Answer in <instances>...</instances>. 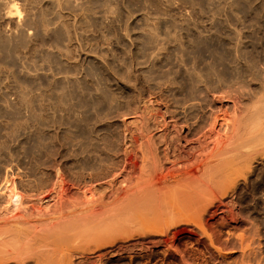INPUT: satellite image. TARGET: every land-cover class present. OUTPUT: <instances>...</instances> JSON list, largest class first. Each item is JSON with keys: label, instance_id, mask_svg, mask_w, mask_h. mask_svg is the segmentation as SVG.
<instances>
[{"label": "rangeland", "instance_id": "obj_1", "mask_svg": "<svg viewBox=\"0 0 264 264\" xmlns=\"http://www.w3.org/2000/svg\"><path fill=\"white\" fill-rule=\"evenodd\" d=\"M76 1L0 0V176L5 175L11 167L15 171L20 167L22 169H19L20 173H28L33 169H38L37 173H39V168L49 166L50 164L47 163H50V160L48 162L47 160L55 159L54 157L68 161L69 165L74 164L76 160L79 161L83 158L91 144L90 151L98 156L103 154L106 146L110 148L111 153L118 151L122 146L118 140L122 130L117 129H121L119 127L123 126L120 125L123 124V120L133 124L135 117L132 114L128 115V112L132 108L134 109L135 98L138 100L143 92L146 97L149 95L147 98L151 97V88L155 92L159 91L160 87L164 88L163 98L166 95V98L171 99L172 102H181L193 98L192 94L196 95L197 91L205 90V87L213 89L217 85L223 84L224 81L227 83L232 79L233 82H238L240 79L238 83H241H236V85H239L241 88L239 86L238 88L245 94L249 93L246 94L248 100L250 95L253 96L252 91L256 95V90L264 85V0H86L88 4L91 2L90 5H87L89 8L85 6L86 1L79 0L83 3L77 1L81 5L76 4ZM13 2L17 3L16 5L21 11V19L15 15L6 17L10 10L9 6L13 5ZM87 10L88 12H86ZM75 11L78 12L77 17ZM79 15L81 17H78ZM79 18L81 21L85 20V22L82 21L84 25L79 21ZM75 21L79 26L75 25ZM79 22L81 23L79 24ZM150 26L155 27V33L150 31L151 28H148ZM76 30L78 31L77 35H75ZM150 34H154V36L152 37ZM85 36L86 39H84ZM88 37L91 39L89 40ZM154 38L157 39H155L156 42H154ZM86 40L90 42L87 43ZM161 44L162 48L164 47L162 50ZM82 46L84 49L80 48ZM147 46L151 47V51ZM157 48L163 52L161 53L159 50L160 54H158ZM155 51L157 55H153ZM234 70L235 72H233ZM120 73L122 76L118 75ZM162 74L164 78L160 76ZM139 75L141 78H138ZM143 75L144 78L146 77L145 79ZM166 75L170 79H165ZM199 75L202 79L199 78ZM123 77H125V81L122 82ZM128 78L133 80L129 82ZM134 78H138V81L136 80L138 83ZM126 79L129 85L126 83ZM163 79L165 80L163 81ZM262 79L263 82H261ZM188 80L190 81L188 82ZM254 80H256L255 83ZM199 81L203 84L201 85ZM131 84L137 86V90L134 89L135 87L131 88ZM242 87L246 89L243 90ZM248 89L250 92L246 91ZM135 90L137 94L134 93ZM115 91L116 97V94H113ZM133 93L134 96H132ZM111 96L112 99H110ZM130 105L132 106L130 107ZM45 106L48 107V113ZM56 108L59 112L56 111ZM61 108L63 109L61 110ZM42 110L44 111L42 112ZM123 111L127 113L123 116L124 118L121 115L124 113ZM31 113L33 114L31 115ZM46 115L48 116L46 117ZM118 115L119 117L121 115V119H118ZM102 119L108 120L104 122ZM53 122L60 124L61 130ZM95 122H99L98 125ZM65 124L66 126H64ZM69 137L72 141H69ZM114 138L115 140H113ZM100 139L104 140L102 144ZM43 141L45 143H42ZM86 143L88 145L90 143V145L86 146ZM73 147L74 149H72ZM65 152L67 153L65 154ZM67 154L68 156H66ZM259 161L254 164L255 171L250 176V183L239 185L234 195L230 194V197L224 198V206L221 207L223 210L220 209L221 212L218 216L214 219L208 216L209 223L212 222L210 224L212 229L222 231V236L220 235L222 244L218 246L223 248L226 245L221 249L223 257L215 262L214 259H217L215 251L208 250L204 244L195 245L196 249L198 247L202 253L200 254L198 250V252L195 250L187 252L185 257H190L187 258L188 264H243L246 259L247 263L251 260L252 264H264V164ZM259 166L260 168H258ZM8 174L11 175V172ZM215 224L216 226H214ZM233 232L235 234L241 232L240 236L244 235L245 238H243L249 243L248 247L250 245L253 248H245L246 242H244L245 245L242 244L240 236L238 238V235ZM227 234L230 236L228 237ZM232 234L234 235L231 236ZM253 243L254 245H252ZM126 260L122 259L118 264H127L128 260ZM177 260L175 263L178 262ZM151 264L164 263L155 258Z\"/></svg>", "mask_w": 264, "mask_h": 264}, {"label": "bare ground", "instance_id": "obj_2", "mask_svg": "<svg viewBox=\"0 0 264 264\" xmlns=\"http://www.w3.org/2000/svg\"><path fill=\"white\" fill-rule=\"evenodd\" d=\"M77 1L76 4L82 2L77 3ZM90 3L88 4L86 1L85 6L89 8L87 5ZM16 4L13 2V5L9 6L10 10L8 13L6 12L8 14L6 17H14L15 15L20 18L21 11ZM81 10L83 11V9ZM77 13L75 16L78 15ZM80 15L78 17H81ZM86 17L88 16L86 15ZM82 21L85 22L84 19ZM77 23L75 25H78ZM151 26L148 28H151L150 31L155 33L156 25L155 27ZM73 29L75 31V28ZM75 33L77 35L78 31ZM86 38L85 36L84 39ZM155 39L154 42L157 40ZM86 42L90 41L86 40ZM147 42L150 41L147 40ZM160 46L161 50L164 49L162 44ZM80 48L84 49L83 46ZM147 48L150 49L151 47L147 46ZM149 49L147 50L149 51ZM157 49L159 52L160 49ZM154 54L157 55L156 51ZM106 64L109 66L107 62ZM122 72L125 73V71ZM137 75L136 73L135 76L137 77ZM249 77L251 78V76ZM138 78H141L140 75ZM167 78L169 77L167 76L165 79ZM192 78L194 79V77ZM124 79L125 77H123L122 82ZM128 79L129 82L133 80ZM238 80L240 81V79ZM220 81L222 80L220 79ZM238 82H233L232 79L227 83L225 81L223 84L220 83L221 85L216 86L215 84L216 87L213 89L205 87V90L197 91L196 95L192 94L193 98L181 102H172L170 98V100L166 98V95L163 98V87V89L158 88L159 91L157 92L151 88V99L147 98L149 95L146 97L143 92V95H139L138 100L135 98L134 103L136 104L133 105L135 107L132 108L133 110L131 109L132 112L129 113L131 110L127 111L128 115L132 114L135 117L133 124L131 118V123L124 120L123 124L119 123L123 125V128L117 129L122 130L120 137L118 136L119 139H117L122 146L118 151H114L115 153H111L110 148L106 146L103 154L99 153L101 156L95 155L90 151L91 144L89 150L87 147V152L84 150L86 153L83 158L79 161L76 160L71 165L66 160L65 162L54 157L55 159L47 160V162L50 160V163H47L50 164L49 166L39 168V173H37L38 169L30 170L28 173L22 171L20 173L19 169L22 170L20 167L16 171L11 167V171L9 170L11 175H9L10 172L6 170L7 173L0 176V264H118L122 259H127L129 264H135L136 261H138L136 264H151L155 258L164 264H166L165 262L168 264H188L187 258L190 257H185L187 252L190 250L197 251L198 247L196 249L195 245L201 244H204L206 248L208 247V250L211 249L216 252L217 259L214 260L217 262L219 258L223 257L221 249L226 245L224 244L223 248L218 246L222 244L220 238L222 231L212 229L210 225L212 222L209 223L208 216L212 219L218 216L221 212L220 209L223 210L221 207L224 206V198L230 194L231 196L234 195L239 185L250 183V176L255 171V162L260 160L259 162L264 164V83L260 82L263 86H259L260 89L256 90V95L252 91L253 99L250 95L248 100L247 95L249 93L246 95L244 91L242 92L241 87L236 85ZM126 83L128 84V80ZM199 83L201 84L200 81ZM132 84L131 88L135 87L134 89H136L137 86H132ZM124 85L126 86V84ZM136 90L134 93L137 94ZM190 90L192 89L190 88ZM246 91L248 92L249 89ZM113 94H116V91ZM96 96L99 97V95ZM54 106L57 107V105ZM108 106L110 107V105ZM45 108L43 109L47 110L48 107L45 106ZM49 109L51 110L52 107L50 106ZM112 110L114 111V109ZM125 113L121 114L122 117L125 116ZM121 115L120 117L118 115V119H121ZM41 118L42 116L40 120ZM103 119L105 120L104 117ZM60 128L62 127L59 126ZM99 133L101 134V131ZM67 134L69 135L68 131ZM93 135L95 134L93 133ZM54 137L56 138V135ZM55 138H53L54 141H56ZM97 138L99 137L97 136ZM61 141L63 142V140ZM69 141H72L71 138ZM73 141H75L74 138ZM116 144L119 145V143ZM117 147L119 148V146ZM42 149L45 150L43 147ZM68 149L70 150V148ZM46 157L48 158V155ZM219 225L222 224L219 223ZM240 234L235 235H238L239 238ZM227 235L230 236V234ZM243 237L244 235L240 236V240L244 245L246 242L245 248H253L250 245L248 247L249 243ZM199 253L201 254L202 251L200 250ZM175 260L178 262L175 263ZM192 260L194 261V259ZM245 261L243 264H252L251 260L250 263H247V259Z\"/></svg>", "mask_w": 264, "mask_h": 264}]
</instances>
